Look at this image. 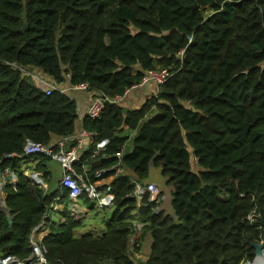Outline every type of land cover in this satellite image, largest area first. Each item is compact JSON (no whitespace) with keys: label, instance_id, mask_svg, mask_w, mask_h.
<instances>
[{"label":"trees","instance_id":"1","mask_svg":"<svg viewBox=\"0 0 264 264\" xmlns=\"http://www.w3.org/2000/svg\"><path fill=\"white\" fill-rule=\"evenodd\" d=\"M30 68L58 86L88 83L92 99L124 94L150 70L172 72L140 108L107 103L99 118L86 116L94 141L74 167L110 188L113 210L102 235L78 237L65 208V221L41 242L47 264H141L135 253L147 234L143 264L254 260L252 243L264 239V0H0V172L17 174L4 187L12 222L0 209V254L20 258L31 255V232L61 194L20 171L34 158L24 155L26 141L55 144L79 120L75 99L47 95ZM123 129L138 132L119 157L129 140L116 133ZM152 167L174 187V216L133 196L132 180L147 181ZM61 197L69 200V190ZM134 212L144 225L132 245Z\"/></svg>","mask_w":264,"mask_h":264},{"label":"built area","instance_id":"2","mask_svg":"<svg viewBox=\"0 0 264 264\" xmlns=\"http://www.w3.org/2000/svg\"><path fill=\"white\" fill-rule=\"evenodd\" d=\"M189 42L193 40L192 36H189ZM185 50H181L180 54L183 55ZM39 84L41 88L45 91L47 95L52 94L54 90H59L62 93L68 94L69 91L73 90H80V91H88L90 89L88 83H80L77 85H70L67 86H58L53 82H49L44 79L42 76L38 74H32ZM172 75L168 69H161V70H150L148 71L141 82L139 84L134 85L131 89H128L124 94H116V95H108L106 93L97 94L91 101L88 110L87 116L93 119H97L100 117L102 112L104 111L107 103H117L122 102L129 92L137 87H145L149 83H155L157 86L160 87L163 83H165ZM70 78V76H67ZM90 139L92 142L94 141V133L83 129L77 138V143L70 148H67V142L70 139L69 136L64 137L62 140H59L55 144L52 145H45L43 143L35 142L30 139H27L25 147H24V155L25 156H34L35 162L30 163L34 165V167H21L20 171L24 173L26 176L30 177L39 185L43 186L44 188L46 181L43 179V173H39L36 171V164L39 162L40 159H47L52 158L56 159L60 162L63 173L60 179V187L61 189H68L69 190V202H68V210L70 212H74L77 210V204L79 203V199L82 196H86L91 201L95 202V206L99 209L112 207L114 203V195L110 191V188L107 189H99L94 184H89L84 180L82 174L76 172L75 170V163L79 161L82 152L87 145L86 140ZM91 142V143H92ZM109 139L104 138L100 141L96 142V152L104 150L106 145L108 144ZM122 152L118 154L119 157L122 156ZM23 156V157H25ZM10 157V156H9ZM37 159V160H36ZM35 169V171H34ZM119 172H123L122 168L118 169ZM104 172L103 169H100L96 172L97 176H100ZM2 177L0 179V194H1V203L5 205L3 201V194H4V187L6 182L9 180L11 183H17V174L14 170L8 168L1 174ZM134 185L133 189V196L137 198L138 202L141 203L145 196H148L149 201H156L158 203H162L164 199V194L161 192L159 187L155 182L150 181H139L136 178L132 180ZM58 198L55 199V201ZM54 201V202H55ZM51 204L50 209L45 213L43 220L40 222L38 226H36L30 235V242L33 247V251L31 255L27 258H20L14 254H7L2 255L0 254V264H47V248L41 243L43 239V233L49 232L51 229V225L55 222L53 218V214L55 212L56 205L55 203ZM160 210V205L156 209V211ZM249 218H252L251 216ZM144 225V224H143ZM143 225H139L136 227L137 234H140ZM139 231V232H138ZM134 233V234H135ZM131 236V244L134 245L137 239V234ZM139 236V235H138ZM264 239L259 242L263 243ZM257 259L254 258L252 261H244L242 264H255Z\"/></svg>","mask_w":264,"mask_h":264},{"label":"crops","instance_id":"3","mask_svg":"<svg viewBox=\"0 0 264 264\" xmlns=\"http://www.w3.org/2000/svg\"><path fill=\"white\" fill-rule=\"evenodd\" d=\"M29 74L32 76L33 80L36 82L34 76L32 75L33 73L35 74H40L44 79H46L49 82H52V80L42 74L39 71H35L33 68H30L29 70ZM37 85H39L36 82ZM68 85V84H67ZM65 85V86H67ZM159 86H157L155 83H149L148 85H146L145 87H137L132 89L129 94L126 96V98L122 101L123 105L128 108V109H133V108H140L146 101V98L156 94L159 90ZM68 95L70 97H72L73 99H75V101L78 104V114H79V120H78V124H77V130L75 132V134L73 136H70V139L67 142V145H70V142L76 138H78V134L84 129L83 127V123L84 120L87 116V110L88 107L91 103L92 100V93L86 92V91H80V90H73V91H69ZM130 130L127 129H123L121 131H117L116 133L118 134H127ZM138 131H132L130 134L133 135V139L136 136ZM130 135H129V139H130ZM58 138L55 137L54 138V142H58ZM62 140V139H60ZM87 145L85 146V149H87L89 147V145L91 144V140L87 138L86 140ZM129 141H127L128 143ZM132 149V145L127 147L126 145L124 146V148L122 149V153H127L129 151H131ZM98 153L96 152V155ZM37 160V159H36ZM39 162L36 164V171L39 173H43V179L45 180L46 178V172H50L52 174V171L54 170H58L60 171V179L62 177V167L61 164L58 160L56 159H52V158H47L45 160L40 159L38 160ZM43 161V162H41ZM35 162V158H30V159H23L21 162V167H28L30 165V163ZM42 163L44 167L39 166V164ZM30 167H34L33 164L30 165ZM85 167H88V165H85ZM160 169V168H158ZM35 171V169H34ZM161 177H159L158 175H153L152 173V169L150 170V174L149 177L147 179V181L152 182L153 181H162L164 182V184H166V178H164L162 175H160ZM2 177V175H1ZM0 177V179H1ZM158 177V178H157ZM60 179L57 182V186H50L49 187L46 185L45 183V190H50V191H54L55 189H58L59 192L62 194L63 189H61L60 187ZM46 181V180H45ZM174 190V189H173ZM173 192V191H172ZM61 194L57 197L58 200H56L54 203L56 205V210L53 214V218L56 222V224L60 223V222H64L65 218L62 215L63 211L65 210V208L68 209V200L64 199L61 197ZM225 197V196H223ZM172 199H173V195H171V197L169 198L167 196V194L165 195L164 193V199L162 201V203L160 204V209H166V213L170 214L172 216H174V210L172 207ZM77 210L74 212H71L72 216L75 218V220L79 223V225L75 228L74 232L75 235L78 237H81L85 234H92L94 236H99L102 235L105 228H106V219L107 216L110 212H112L113 207H107V208H103V209H99L97 207H91L90 206V202L86 200L85 196H82L79 199V203L77 204ZM94 214H96L99 218H94ZM102 223H99V222ZM133 223L134 225L138 228L139 225H143V223L141 221H139L138 215L136 214V212H134V219H133ZM49 232H44L43 233V237L46 236L47 234L50 233ZM139 232V231H138ZM137 233H135L134 235H136ZM139 234H137V238H139L138 236ZM152 235L147 234L144 239L142 240L141 244H140V250L135 253L136 258L139 260V262L141 264H143L144 262H146L151 254V246H152Z\"/></svg>","mask_w":264,"mask_h":264},{"label":"rangeland","instance_id":"4","mask_svg":"<svg viewBox=\"0 0 264 264\" xmlns=\"http://www.w3.org/2000/svg\"><path fill=\"white\" fill-rule=\"evenodd\" d=\"M36 74V73H35ZM38 75H40V74H38ZM41 76V75H40ZM132 131H129L126 135H130L131 137H130V139L128 140L129 142L128 143H126V146L127 147H129V146H131L132 145V142H133V135H131L130 133H131ZM152 169V173H153V175H158L159 177H161L160 175H161V173H160V169H158V168H155V167H152L151 168ZM3 173V172H2ZM60 171H58V170H54V171H52V174H51V176H50V179L48 180V181H46V185L49 187V189H50V186H57V182H58V180L60 179ZM0 177H1V172H0ZM158 178V177H157ZM152 182H155L156 184H157V186L159 187V189L161 190V192L164 194L165 193V195L167 194V196L170 198L171 197V195H172V191H173V189H174V187L173 186H168V185H166V184H164V182H162V181H153L152 180ZM48 189V190H49ZM50 191V190H49ZM0 198H1V194H0ZM1 201V200H0ZM0 205L1 206H4V205H2V203L0 202ZM163 210H165L166 211V209H163ZM94 218H99L96 214H94V216H93ZM100 219V218H99ZM99 223H102L101 221L99 222Z\"/></svg>","mask_w":264,"mask_h":264},{"label":"water","instance_id":"5","mask_svg":"<svg viewBox=\"0 0 264 264\" xmlns=\"http://www.w3.org/2000/svg\"><path fill=\"white\" fill-rule=\"evenodd\" d=\"M194 7H197V6H193L191 8H194ZM27 25L24 24L23 28H22V31H24L26 29ZM176 185V184H175ZM178 189V186L176 185V189H175V192L177 191ZM3 201H4V198H3ZM5 202V201H4ZM0 209H3L5 210L7 213H8V218H9V221L10 223L12 222V216L10 215V212L9 210H6L5 209V205L4 206H1L0 205ZM252 245L254 246V254H255V259L257 260H262L264 262V242L263 243H257V242H254L252 243Z\"/></svg>","mask_w":264,"mask_h":264},{"label":"bare ground","instance_id":"6","mask_svg":"<svg viewBox=\"0 0 264 264\" xmlns=\"http://www.w3.org/2000/svg\"><path fill=\"white\" fill-rule=\"evenodd\" d=\"M0 199H1V198H0ZM255 264H264V262H263L262 260H258V261H256Z\"/></svg>","mask_w":264,"mask_h":264}]
</instances>
